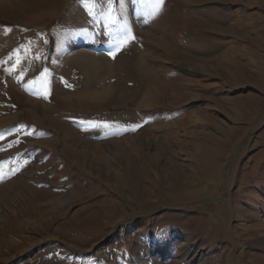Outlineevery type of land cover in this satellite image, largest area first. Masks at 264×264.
I'll list each match as a JSON object with an SVG mask.
<instances>
[{
	"label": "rangeland",
	"instance_id": "obj_1",
	"mask_svg": "<svg viewBox=\"0 0 264 264\" xmlns=\"http://www.w3.org/2000/svg\"><path fill=\"white\" fill-rule=\"evenodd\" d=\"M152 7L0 0V264H264V0Z\"/></svg>",
	"mask_w": 264,
	"mask_h": 264
},
{
	"label": "snow or ice",
	"instance_id": "obj_2",
	"mask_svg": "<svg viewBox=\"0 0 264 264\" xmlns=\"http://www.w3.org/2000/svg\"><path fill=\"white\" fill-rule=\"evenodd\" d=\"M111 2H112V0H108V3L109 4H111ZM163 3H164V0H153L152 11L149 14L152 15L153 17L155 15L159 14V12L162 11V5H163ZM132 39H135V37H132ZM109 55H113V53L110 52ZM2 178H3V176L0 175V179H2Z\"/></svg>",
	"mask_w": 264,
	"mask_h": 264
},
{
	"label": "bare ground",
	"instance_id": "obj_3",
	"mask_svg": "<svg viewBox=\"0 0 264 264\" xmlns=\"http://www.w3.org/2000/svg\"><path fill=\"white\" fill-rule=\"evenodd\" d=\"M162 34V33H161ZM163 38H161V40H162ZM160 40V41H161ZM164 40V39H163ZM5 42V41H4ZM166 42V41H165ZM63 44V45H62ZM61 45H59L58 47H57V51L59 52L58 53V56H60V57H62V56H65V53H66V51H67V44L64 42V43H62ZM69 49V48H68ZM17 57V56H16ZM15 57V58H16ZM74 57V56H73ZM65 58V57H64ZM70 58H72V55L70 56ZM73 59V58H72ZM12 60V59H11ZM139 63V66H141L140 64H141V62H138ZM142 69V68H141ZM140 69V70H141ZM149 80V79H148ZM151 84V83H150ZM149 89H150V87H149ZM149 91H151V90H149ZM124 93V92H123ZM145 93H149V92H145ZM103 94V93H102ZM105 94V93H104ZM143 97V96H142ZM145 98V97H144ZM147 98V97H146Z\"/></svg>",
	"mask_w": 264,
	"mask_h": 264
}]
</instances>
